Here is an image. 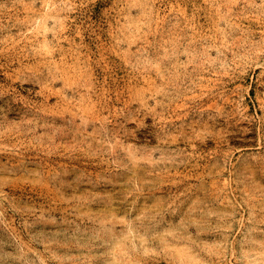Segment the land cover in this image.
<instances>
[{
    "label": "rangeland",
    "instance_id": "374dc122",
    "mask_svg": "<svg viewBox=\"0 0 264 264\" xmlns=\"http://www.w3.org/2000/svg\"><path fill=\"white\" fill-rule=\"evenodd\" d=\"M0 264H264V0H0Z\"/></svg>",
    "mask_w": 264,
    "mask_h": 264
}]
</instances>
